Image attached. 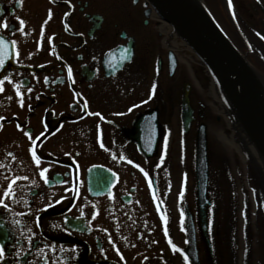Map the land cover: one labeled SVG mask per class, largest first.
I'll return each mask as SVG.
<instances>
[{
	"label": "flooded vegetation",
	"instance_id": "af4514ba",
	"mask_svg": "<svg viewBox=\"0 0 264 264\" xmlns=\"http://www.w3.org/2000/svg\"><path fill=\"white\" fill-rule=\"evenodd\" d=\"M202 1L235 48L264 64V0H232V8ZM0 35L8 53L0 72V198L16 181L8 209L0 206V264H45L44 254L48 264H185L190 218L199 264H222L195 167L177 168L174 130L147 108L162 99L147 97L146 85L165 80L172 90L170 47L178 41L149 0H0ZM118 47L132 49V59L108 76L105 57ZM168 94L173 110L175 92ZM191 94L195 121L203 119L205 106L195 108ZM154 111L156 128L139 123Z\"/></svg>",
	"mask_w": 264,
	"mask_h": 264
},
{
	"label": "rangeland",
	"instance_id": "374dc122",
	"mask_svg": "<svg viewBox=\"0 0 264 264\" xmlns=\"http://www.w3.org/2000/svg\"><path fill=\"white\" fill-rule=\"evenodd\" d=\"M177 38V43L170 47L178 59V67L171 80L172 90L170 84L162 80L161 86L155 89V92H160L161 103L148 104L147 108L159 110L160 121L171 124L174 130L172 148L178 154L177 168L189 174L194 173L198 127L202 123L207 125L208 196L212 205L210 227L223 258L222 264H264V172L249 152L240 150L233 142L236 131L227 112L232 106L225 103V107L218 97L212 95L216 82L209 70ZM151 45L166 47L157 40ZM241 54L264 77L261 71H264V64L247 57L244 52ZM184 83L192 86L194 107L198 108V103H203L206 111L205 117L198 118L187 135L183 133L181 123ZM152 89V83L146 85L147 97ZM168 92H175L176 108L173 110L169 107Z\"/></svg>",
	"mask_w": 264,
	"mask_h": 264
},
{
	"label": "water",
	"instance_id": "95a60500",
	"mask_svg": "<svg viewBox=\"0 0 264 264\" xmlns=\"http://www.w3.org/2000/svg\"><path fill=\"white\" fill-rule=\"evenodd\" d=\"M159 14L161 20L170 25L177 36L196 54L207 67L213 80L224 91L245 123L249 139L264 159V106L260 91L254 80L248 61L221 31L202 0H149ZM186 10L183 9V7ZM132 49L127 54L124 47L110 51L104 60L107 75L114 76L132 59ZM170 73L174 75L177 69V59L173 53L169 57ZM6 63L0 66V72ZM255 72V70H254ZM181 120L182 131L188 134L195 120L191 106L190 94L192 86L184 83L182 87ZM159 114L154 111L143 116L139 123L148 127L149 122L156 128ZM248 128V129H247ZM208 127L202 123L198 127L196 140V181L198 201L203 216L205 208L210 205L207 199L208 185V156H207ZM189 254L193 264H199L195 237L191 218L189 219ZM206 229V228H205ZM210 250L212 251L211 243ZM82 264H112V263H82Z\"/></svg>",
	"mask_w": 264,
	"mask_h": 264
},
{
	"label": "bare ground",
	"instance_id": "6f19581e",
	"mask_svg": "<svg viewBox=\"0 0 264 264\" xmlns=\"http://www.w3.org/2000/svg\"><path fill=\"white\" fill-rule=\"evenodd\" d=\"M243 59H245L243 57ZM248 63V62H247ZM248 66L252 68V66L248 63ZM255 82L257 83L260 91V97L264 106V77L261 74L257 73L254 70L251 72ZM219 92V93H218ZM212 95L218 97L222 103L225 105L228 104V107L231 105L232 107L227 110L232 119L234 130L236 131V139H234V143L238 146V148L242 151H247L253 157L254 162L262 169L264 172V159L261 156L260 152L253 145L251 140L249 139L245 123H243V119L235 105H233L232 101L228 99L227 95L224 91L216 84L212 88ZM223 98V99H222ZM226 103V104H225ZM248 129V128H247Z\"/></svg>",
	"mask_w": 264,
	"mask_h": 264
},
{
	"label": "snow or ice",
	"instance_id": "6c2138e0",
	"mask_svg": "<svg viewBox=\"0 0 264 264\" xmlns=\"http://www.w3.org/2000/svg\"><path fill=\"white\" fill-rule=\"evenodd\" d=\"M228 5H229V8H232V0H228ZM233 16L235 17V13H234V12H233ZM48 19H51V10H49V16H48ZM20 23L23 24L24 21L21 20ZM45 23H47V20L45 21ZM2 26H3L4 28H9V27H10V26L8 25V23H7L6 20L3 21ZM20 31H22V29H20ZM257 35H260V34L257 33ZM261 38L264 39V37H261ZM15 43H16V41H12V44H13V45H15ZM6 44H7V41L4 39L3 35H0V66H2V65L4 64V62H5L4 57H5V55L8 54V53H7ZM69 73H71V69H70V68H69ZM7 79H8V77H5V80H7ZM3 83H4V81H3V80H0V85H3ZM0 91H3V88H2V87H0ZM29 91H31V89H29ZM152 94H153V95L155 94V86H153ZM17 95H21V93L19 92V86H17ZM8 99H11V97H9ZM20 105L23 106V100H22V99L20 100ZM86 106H87V105L85 104V107H86ZM89 114H90V115H97V116L100 115L99 113H89ZM0 119H4V118H3V117H0ZM0 127H2V126H0ZM18 127H19V125H18ZM41 135H42V134H41ZM29 138L31 139V136H30ZM100 146H101V147H104V144H103L102 141H101ZM32 155H33V157H34V159H35V161H36V164L39 165V163H40V159H39L38 157H36V154H35L34 151H33ZM122 158L126 159V157H122ZM128 162H129V163H132V161H128ZM0 166H3V165H0ZM137 167H139V166L137 165ZM141 170H142V169H141ZM142 171H143V170H142ZM46 172H47V169H43V170H41L40 175H41V176L45 179V181L47 182V177L44 175ZM145 175L147 176V173H145ZM24 179H27V178L25 177ZM15 183H16L15 180H13L11 183H9V184L7 185V190L3 193V198H0V206H2V207L5 208V209H8L9 206H8V204H6V203L4 202V200L7 199V198H10V197L13 198V199L15 198V190H14V185H15ZM150 183H151V182H150ZM49 206H50V205H49ZM162 218H163V217H162ZM38 220H39V218L37 217V222H38ZM17 223H19V222L17 221ZM29 231H31V230L29 229ZM105 231H107V230L105 229ZM109 240L111 241V237H109ZM169 244L171 245L173 251H181V252H183V250L177 249V246L174 245V244H172V242H171L170 239H169ZM48 247H50V248L52 249L53 252L56 251V249H55L54 246L49 245ZM101 250L103 251V249H101ZM38 251H40L41 253H44V250H43V249H38ZM60 251H64V249L61 248ZM72 251L75 252L76 249L73 248ZM117 252H119V249H117ZM44 255H45V264H48V258H47V255H46V254H44ZM3 256H4V248H3L2 245H0V258H2ZM183 259H184V261H185V264H188V262H189V257H188L187 255H184ZM53 264H57V262L54 261Z\"/></svg>",
	"mask_w": 264,
	"mask_h": 264
}]
</instances>
